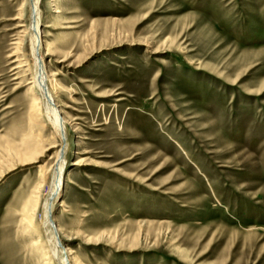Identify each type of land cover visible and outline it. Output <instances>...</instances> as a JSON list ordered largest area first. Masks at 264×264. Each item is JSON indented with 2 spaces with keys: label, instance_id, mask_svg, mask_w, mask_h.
<instances>
[{
  "label": "rangeland",
  "instance_id": "1",
  "mask_svg": "<svg viewBox=\"0 0 264 264\" xmlns=\"http://www.w3.org/2000/svg\"><path fill=\"white\" fill-rule=\"evenodd\" d=\"M30 1L0 0V264H44L60 144ZM38 11L36 59L67 129L50 207L68 264H264V0Z\"/></svg>",
  "mask_w": 264,
  "mask_h": 264
},
{
  "label": "bare ground",
  "instance_id": "2",
  "mask_svg": "<svg viewBox=\"0 0 264 264\" xmlns=\"http://www.w3.org/2000/svg\"><path fill=\"white\" fill-rule=\"evenodd\" d=\"M38 3L39 0L30 1V10L32 11L33 21L32 24L30 25L29 35L31 41V50L36 63L34 84L37 86L38 93L40 95L39 100H41L42 106L45 109L46 118L49 121V123L54 127L56 136L60 140V144L58 145V151H57L58 158L54 167H52L53 168L52 174L54 180H53V184L51 183L52 188L50 189L51 191L48 196L49 198L47 199L44 206V217H45L44 223L46 228L45 234H46L47 250H43V246L41 244H39L41 245L39 247V250L43 253L44 264H50L52 260L55 262V264H68L69 261L68 255L66 254V257L64 256V252L60 248V244L56 236V229L53 227V221L51 218L52 206L50 207L51 205L50 200L51 198L52 199L54 198L55 200L61 185L63 169L66 162L65 152L67 150V141H66L67 129L65 126V121L60 116V113L55 107V103L53 101L52 91L55 90L54 87L56 86V84L52 80L47 78L43 65L41 64V61L39 59H36L40 48V42H39L40 32L38 27L40 14L38 11ZM31 224L32 223L30 219L28 225ZM40 238L41 237L38 236L36 244H38Z\"/></svg>",
  "mask_w": 264,
  "mask_h": 264
}]
</instances>
